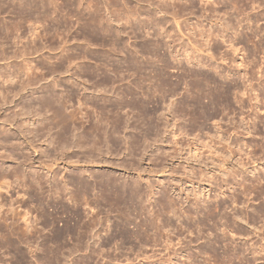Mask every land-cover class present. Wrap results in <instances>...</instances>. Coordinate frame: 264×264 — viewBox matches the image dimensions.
<instances>
[{"label":"rangeland","instance_id":"rangeland-1","mask_svg":"<svg viewBox=\"0 0 264 264\" xmlns=\"http://www.w3.org/2000/svg\"><path fill=\"white\" fill-rule=\"evenodd\" d=\"M0 264H264V0H0Z\"/></svg>","mask_w":264,"mask_h":264}]
</instances>
